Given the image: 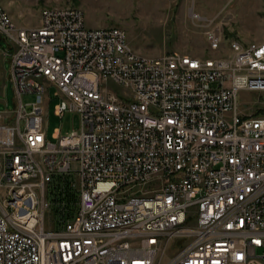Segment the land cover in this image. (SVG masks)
<instances>
[{
  "label": "built area",
  "instance_id": "obj_1",
  "mask_svg": "<svg viewBox=\"0 0 264 264\" xmlns=\"http://www.w3.org/2000/svg\"><path fill=\"white\" fill-rule=\"evenodd\" d=\"M0 37L13 95L0 111V264H264V113L237 108L240 91L264 92V40L233 38L223 60L143 56L71 6L43 8L33 27L0 7ZM219 37L204 32L208 50ZM47 85L57 116L80 115L53 142Z\"/></svg>",
  "mask_w": 264,
  "mask_h": 264
},
{
  "label": "rangeland",
  "instance_id": "obj_2",
  "mask_svg": "<svg viewBox=\"0 0 264 264\" xmlns=\"http://www.w3.org/2000/svg\"><path fill=\"white\" fill-rule=\"evenodd\" d=\"M0 5L15 25L23 27L36 26L43 8L76 7L83 13L85 27L119 28L131 50L150 57L170 51L198 57L213 55L204 38L208 29L220 36L223 43L221 55L233 38L244 43L264 40V0H0ZM6 49V43L0 37V51ZM7 67L5 57L0 56V111L12 108L13 95L7 80ZM55 92L54 86L47 85L43 97L44 133L52 142L55 141V130L60 136L66 135L71 130H78L80 122L79 115L70 111L63 112L61 116L55 114L54 108L60 101L59 96H54ZM263 97L264 92L240 91L238 111L245 116L264 113ZM23 99L29 101L32 97ZM69 178L74 179L73 175ZM54 189V186L49 187L47 197L53 198ZM58 200L57 197L54 199ZM41 205L43 207V203ZM58 206L51 204L50 211ZM67 208L75 211L73 205ZM57 215V211L46 212V229L60 226L52 219Z\"/></svg>",
  "mask_w": 264,
  "mask_h": 264
},
{
  "label": "bare ground",
  "instance_id": "obj_3",
  "mask_svg": "<svg viewBox=\"0 0 264 264\" xmlns=\"http://www.w3.org/2000/svg\"><path fill=\"white\" fill-rule=\"evenodd\" d=\"M1 9L2 6L0 5ZM77 11L78 12H82L80 9L77 8ZM42 13V12H41ZM83 14V13H82ZM7 22H12L9 18H8V15H7ZM89 30H97V29H90ZM241 42V41H240ZM232 43H233V40L230 41L227 45V51H224L226 53L223 52V54L221 55H215V52H221L222 51V41L219 37V48L218 49H209V51L211 53H213V55H210L208 56V60H223L225 58H228V57H231L232 55ZM178 52V51H177ZM185 55H188L189 57H194V58H201V57H198V56H195V55H191V54H187V53H184ZM79 115V114H78ZM79 118H80V115H79ZM43 202L42 201H36V208H43L42 207V204ZM14 209H21V200H14Z\"/></svg>",
  "mask_w": 264,
  "mask_h": 264
},
{
  "label": "trees",
  "instance_id": "obj_4",
  "mask_svg": "<svg viewBox=\"0 0 264 264\" xmlns=\"http://www.w3.org/2000/svg\"><path fill=\"white\" fill-rule=\"evenodd\" d=\"M62 192H64L63 193V196L62 197H60V199H62V198H64L65 199V205H66V207L65 208H67V206H68V201L69 200H73L74 199V195H73V193L72 192H69L68 191V189L67 188H64L63 190H62ZM61 193V191L59 192V194ZM66 210H68V208L66 209Z\"/></svg>",
  "mask_w": 264,
  "mask_h": 264
},
{
  "label": "crops",
  "instance_id": "obj_5",
  "mask_svg": "<svg viewBox=\"0 0 264 264\" xmlns=\"http://www.w3.org/2000/svg\"><path fill=\"white\" fill-rule=\"evenodd\" d=\"M36 24H37V22H36ZM221 46L223 47V43L221 44ZM225 51H227V49L225 48L224 49ZM3 52H4V50H1L0 51V56L1 57H5V60H6V56L3 54ZM218 54H220L219 52H215V55H218ZM197 56V55H196Z\"/></svg>",
  "mask_w": 264,
  "mask_h": 264
}]
</instances>
